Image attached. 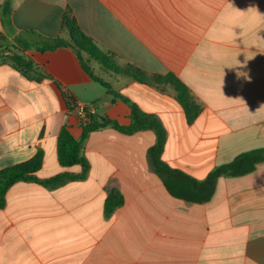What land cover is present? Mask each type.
Listing matches in <instances>:
<instances>
[{"label":"crops","instance_id":"1","mask_svg":"<svg viewBox=\"0 0 264 264\" xmlns=\"http://www.w3.org/2000/svg\"><path fill=\"white\" fill-rule=\"evenodd\" d=\"M6 1L1 40L67 39L61 25L69 14L119 66L172 74L186 87L199 107L189 125L169 85L140 84L90 63L96 77L161 123L168 167L202 181L239 155L264 149V0H0V6ZM20 54L36 73L0 62V170L41 152L37 178L80 174V166L57 160L61 127L75 139L82 131L62 93L120 126L131 122L129 105L94 82L67 48ZM154 142L149 130L124 135L104 128L82 144L89 165L83 180L55 189L12 185L0 209V264H264V163L219 178L207 203H187L168 196L152 170L147 151ZM112 190L124 201L105 217ZM51 237L72 249L62 258L40 257L29 241Z\"/></svg>","mask_w":264,"mask_h":264},{"label":"trees","instance_id":"2","mask_svg":"<svg viewBox=\"0 0 264 264\" xmlns=\"http://www.w3.org/2000/svg\"><path fill=\"white\" fill-rule=\"evenodd\" d=\"M10 11L9 2L6 1L0 6V16L4 21L8 17ZM62 29L68 34L67 39L60 37L36 40H26L21 37L14 38L11 43L16 49V53H10L9 56L2 58L3 51H0V62L6 61L18 72L29 75L36 73L31 61L25 59L20 52L35 51L39 53L51 52L58 48H67L76 56L82 70L94 81L107 89L108 94L113 98H119L125 103L128 100L118 93L114 92L110 86L102 79L96 77L90 67L91 62L97 63L103 70L116 75H124L140 84L152 85H169L172 87L175 99L184 111L187 124L195 119L199 113V107L191 99L186 87L176 79L172 74L166 76L146 75L138 68L131 65L119 66L113 55L109 52L100 50L91 38L86 36L78 27L75 19L69 14H65L62 18ZM2 43H9L1 40ZM7 52V51H6ZM37 80L49 79L46 74H37ZM62 98L66 104L68 111L77 109L75 98L68 94L62 93ZM130 108V124L128 126H120L105 117H94L85 112V119L81 120V135L75 139L66 125H63L57 136V160L61 167L80 166V174L59 173L48 179H39L36 174L40 170L43 161V155L38 152L30 160L6 167L0 170V209L5 204V195L8 189L19 182H30L39 184L48 189L58 188L71 181L83 180L89 170L87 161L81 155L82 144L89 134L111 128L116 132L124 135H133L142 131H152L155 136V142L148 151V158L154 173L161 179L163 187L168 196L175 200L204 204L207 203L214 195L216 181L219 178L239 177L254 171L255 167L264 163V149L253 150L243 153L236 157L231 163L219 166L213 169L207 177L202 181H197L185 173L168 167L162 160L161 155L166 142V134L161 123L153 116L147 115L136 106L128 103ZM123 197L115 190L110 191L104 202L103 213L105 217H110L112 213L122 206Z\"/></svg>","mask_w":264,"mask_h":264},{"label":"rangeland","instance_id":"3","mask_svg":"<svg viewBox=\"0 0 264 264\" xmlns=\"http://www.w3.org/2000/svg\"><path fill=\"white\" fill-rule=\"evenodd\" d=\"M0 51H3L2 58L9 56L10 53H16V49H14L11 45V43H0ZM7 51V52H6ZM10 52V53H9ZM123 197V196H122ZM124 201V200H123ZM31 244H35L36 247L34 248V251L39 252V256L42 257V254L44 256L49 257H58L62 258L67 252L72 249L70 246L69 241H65L63 239H55V237H51L50 239L46 240H34L29 241ZM9 250H19L14 249V247H10ZM23 252H25V249H23ZM30 264H33L34 262L30 259Z\"/></svg>","mask_w":264,"mask_h":264},{"label":"built area","instance_id":"4","mask_svg":"<svg viewBox=\"0 0 264 264\" xmlns=\"http://www.w3.org/2000/svg\"><path fill=\"white\" fill-rule=\"evenodd\" d=\"M83 109H85V108L80 107V106H77V109L75 110L76 113H77V115H78V117H79L81 120L85 119V112L83 111ZM87 113H88V111H87ZM89 114H90V113H89Z\"/></svg>","mask_w":264,"mask_h":264},{"label":"clouds","instance_id":"5","mask_svg":"<svg viewBox=\"0 0 264 264\" xmlns=\"http://www.w3.org/2000/svg\"><path fill=\"white\" fill-rule=\"evenodd\" d=\"M240 76L237 74V78H239Z\"/></svg>","mask_w":264,"mask_h":264}]
</instances>
